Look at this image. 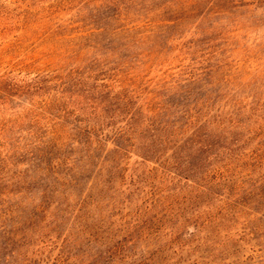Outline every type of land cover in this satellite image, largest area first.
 <instances>
[{
	"label": "rangeland",
	"instance_id": "1",
	"mask_svg": "<svg viewBox=\"0 0 264 264\" xmlns=\"http://www.w3.org/2000/svg\"><path fill=\"white\" fill-rule=\"evenodd\" d=\"M0 264H264V0H0Z\"/></svg>",
	"mask_w": 264,
	"mask_h": 264
},
{
	"label": "trees",
	"instance_id": "2",
	"mask_svg": "<svg viewBox=\"0 0 264 264\" xmlns=\"http://www.w3.org/2000/svg\"><path fill=\"white\" fill-rule=\"evenodd\" d=\"M133 117H134V115H132L131 117H130V119L131 120H133ZM147 120V119H146ZM150 125H152V123H150ZM134 126V125H133Z\"/></svg>",
	"mask_w": 264,
	"mask_h": 264
}]
</instances>
